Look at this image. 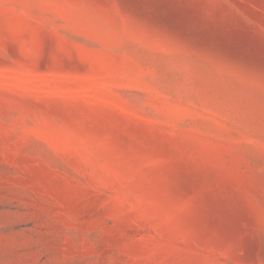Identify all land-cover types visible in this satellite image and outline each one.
I'll list each match as a JSON object with an SVG mask.
<instances>
[{
	"label": "rangeland",
	"instance_id": "374dc122",
	"mask_svg": "<svg viewBox=\"0 0 264 264\" xmlns=\"http://www.w3.org/2000/svg\"><path fill=\"white\" fill-rule=\"evenodd\" d=\"M0 264H264V0H0Z\"/></svg>",
	"mask_w": 264,
	"mask_h": 264
}]
</instances>
